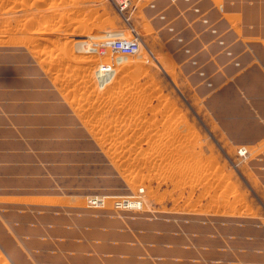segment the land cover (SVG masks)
<instances>
[{
  "label": "rangeland",
  "instance_id": "obj_1",
  "mask_svg": "<svg viewBox=\"0 0 264 264\" xmlns=\"http://www.w3.org/2000/svg\"><path fill=\"white\" fill-rule=\"evenodd\" d=\"M128 1L120 11L109 0H0V104L20 93L33 107L0 112L18 144L0 134V158L57 154L27 144L30 127L11 121L21 116L36 119L40 139L71 128L62 142L85 165L32 175L28 189L0 186V264H264V99L234 85L254 70L264 81V0ZM118 41L137 52L116 53ZM234 88L241 108L211 101ZM243 116L261 132L238 141L225 120ZM15 163L0 176L39 165ZM78 171L96 189L75 195ZM136 191L140 210L112 209ZM147 224L178 244L158 247Z\"/></svg>",
  "mask_w": 264,
  "mask_h": 264
},
{
  "label": "crops",
  "instance_id": "obj_2",
  "mask_svg": "<svg viewBox=\"0 0 264 264\" xmlns=\"http://www.w3.org/2000/svg\"><path fill=\"white\" fill-rule=\"evenodd\" d=\"M208 2V6L210 5H214L213 1H209ZM226 4L230 5V2L227 0H225ZM166 3H171L169 0H166ZM231 6V5H230ZM209 8V7H208ZM207 9V7H206ZM146 10L145 12L149 15L150 13H153L156 15V13H158V11L155 10V8L153 6H150L149 8L144 9ZM208 11H210L209 9H207ZM214 12V11H213ZM181 21H183L182 19H180ZM249 37V36H248ZM254 37V36H252ZM252 51L254 50H258L259 49V45L255 44L252 45L249 48ZM255 52V51H254ZM255 58L257 59L258 57L255 56ZM257 60H260L259 58ZM34 73L32 72V76L35 77L37 76L38 72L36 69H34ZM18 71V70H17ZM16 71V73H18ZM228 66L225 67V69L223 70V73H228ZM244 76V75H242ZM245 77V76H244ZM251 81H247V83L243 85L239 84V82L237 81V83L235 82L234 85H236L237 88H239V90H245V92L255 95V92H258L261 94L262 98L264 99V81L259 77V74L254 70L249 72L248 76H247ZM9 87L8 84L5 83H1L0 82V101H2V99L5 96V91L6 89ZM235 87V88H236ZM234 88V90L230 91L229 93H223V94H217L211 101L214 102V100L216 101L217 99H221V104L224 106L228 103H230L231 105L234 106L235 109L237 108H241L242 102L240 100H238L237 96L235 95V91L236 89ZM228 96V97H227ZM259 96V95H258ZM25 97H27V94L25 95ZM30 99V96L27 98ZM231 99V100H230ZM21 100H23V95L20 93H16L11 97V101H13L14 103H8L6 104H0V112L4 111L6 113H18L20 111H22V109H30L33 107L31 105H27V104H20ZM263 101V100H262ZM257 104L260 106H264V101H258ZM256 104V105H257ZM210 105V103L208 104ZM243 106V105H242ZM262 109V108H261ZM224 110V108L222 109V111ZM220 111L219 109L216 111L218 112ZM264 117V114H263ZM251 120L254 121V119L251 116H243V117H237V118H233V117H229L226 118L225 122H229V123H234L235 126H237L234 129H229L225 126V130L228 131V133L226 132V134L232 138H234L235 140L237 138H240L237 136V132L239 135L242 136H249V137H253L256 134L258 135L261 132V128L259 126H254L251 125ZM11 121H12V125L18 127V126H29L30 128H28L26 130V134H28L27 136L29 137L27 140V144L29 146H31V148H35L37 147H44L45 150L48 151H57L56 155H52L49 156L46 153H39V154H26L23 156V158L21 160H18L17 157L15 156H11V155H7L6 156H1L0 158V165L2 164H12L13 162H20V163H25V164H39L38 166H34L31 169L28 168L27 170H25V168L23 167H16V165H13L12 168H8L9 170H6L5 172H2L1 176H0V186L2 187H6V188H13V189H18V188H23V189H28L30 187V185L27 183L32 179V175H36V174H41L45 173V171L47 173H52L53 171H62V172H67L69 170L75 171L76 169L79 168V170H84L85 165L84 166H79L76 167V164H81L84 162L83 160V155H80V153H78L77 151H72L71 149H69L68 146V142H67V148L66 145H64V142H62L63 139H71L73 138V136L71 135L70 131L71 128H67L65 130H57V131H53L50 134H48L47 137L45 138H37L34 135V130L32 129V126H35L37 124V121L35 118H22L21 116H14L11 117ZM24 121H26L27 123H25ZM252 121V122H253ZM250 122V125H247ZM1 125V123H0ZM4 128V129H3ZM263 129V128H262ZM230 130H232V133L230 132ZM3 136L4 139H6L7 142H10L12 144H16L15 140L11 138L10 134H8V131L6 130L5 127L1 128L0 131ZM80 132V136L76 137L78 138H86L84 131H79ZM261 138H263L262 136L259 137L257 139L260 140ZM238 141H240L239 139H237ZM244 140V139H243ZM242 140V141H243ZM78 143L81 141V144L83 145V143L85 142V140H77ZM18 145V144H16ZM40 150H43L41 148H39ZM39 150V151H40ZM73 153H72V152ZM15 163V164H16ZM59 164H67V165H61V167H59ZM56 165V166H55ZM75 165V166H74ZM28 167V166H26ZM4 173V174H3ZM9 174H14L17 175L18 178H13L10 177ZM78 177L75 178L74 180L68 182L69 183V187H74L76 188V190L74 191L75 195H83L86 192H90L93 189H96V185H86V179H85V172L82 171V174L80 173V171H78ZM65 185H66V181H65ZM62 187H64L62 185ZM19 190V189H18ZM16 191V190H14ZM73 191V190H72ZM23 192H18V194H22ZM17 194V193H16ZM24 194L28 195V194H32L31 191H25ZM147 236H144L147 239H153V237H157V239H155L156 244L158 247H164V245H166L165 243H168L170 245H177V239H167L169 240L168 242H162L161 236H156L152 231V225L147 224ZM93 233L95 234L96 239L102 240L103 238H105V234H101L98 231H93ZM114 233V232H113ZM111 233V238H115V234ZM70 235V234H69ZM60 236L62 237H67V234L62 233ZM69 237V236H68ZM125 235H120V239L124 240L125 239ZM154 240V239H153ZM174 253H176V251H174ZM123 264V263H122ZM126 264V263H124Z\"/></svg>",
  "mask_w": 264,
  "mask_h": 264
},
{
  "label": "bare ground",
  "instance_id": "obj_3",
  "mask_svg": "<svg viewBox=\"0 0 264 264\" xmlns=\"http://www.w3.org/2000/svg\"><path fill=\"white\" fill-rule=\"evenodd\" d=\"M113 5H115L117 7V2L119 0H109ZM171 3L173 4H179V3H189L190 0H169ZM192 2H194L193 0H191ZM120 3L123 5H129V1L128 0H125L124 2L123 1H120ZM118 8V7H117ZM200 8L198 9V12ZM119 11V10H118ZM120 12V11H119ZM198 12H193V13H198ZM211 16V15H210ZM209 16V17H210ZM211 18V17H210ZM205 24V23H204ZM207 26H210L211 23L209 24H205ZM214 30H212L210 32V34H214ZM26 39H30V38H26ZM32 52V51H31ZM55 79V78H54ZM62 79V78H61ZM73 79V78H71ZM57 80V79H56ZM62 81V80H61ZM64 81V79H63ZM81 81V80H80ZM65 83V82H64ZM83 83V82H82ZM60 84V83H59ZM86 85V84H85ZM84 86V85H83ZM73 102V101H72ZM71 103V102H70ZM84 103V102H83ZM79 108V107H78ZM81 108V107H80ZM240 153L244 152L245 150H239ZM86 185H95V183L93 181L89 182V183H86ZM141 190V189H140ZM138 192V191H136ZM142 193V192H141ZM141 193L138 192V193H131L130 196H125V197H114V198H111V207L112 209L115 211V212H135V211H138L141 209L142 207V204H143V200H142V197H141ZM107 195V194H106ZM127 195V194H126ZM108 197L105 196V197H102V200L98 199V200H95L96 202L93 203V201H90V204H94L96 205L97 202L98 203H102L101 205L105 204V202L103 201V199H107ZM110 199V198H109ZM162 242H168L169 240H167L165 237L161 239Z\"/></svg>",
  "mask_w": 264,
  "mask_h": 264
},
{
  "label": "built area",
  "instance_id": "obj_4",
  "mask_svg": "<svg viewBox=\"0 0 264 264\" xmlns=\"http://www.w3.org/2000/svg\"><path fill=\"white\" fill-rule=\"evenodd\" d=\"M120 1H125V0H119L117 2V6L118 8L120 9V11H123L124 9H126L128 7V4L127 5H123L120 3ZM124 46H130L129 48H126ZM116 53H119V54H125V55H129V54H133V53H136L137 50H138V47L137 46H134L133 44H129V45H126V44H123L121 41H118L115 43V47L113 49Z\"/></svg>",
  "mask_w": 264,
  "mask_h": 264
}]
</instances>
